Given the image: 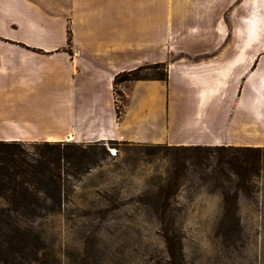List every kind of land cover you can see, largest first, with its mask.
I'll list each match as a JSON object with an SVG mask.
<instances>
[{"label":"crops","instance_id":"0c3cea01","mask_svg":"<svg viewBox=\"0 0 264 264\" xmlns=\"http://www.w3.org/2000/svg\"><path fill=\"white\" fill-rule=\"evenodd\" d=\"M70 134L264 148V0H0V141Z\"/></svg>","mask_w":264,"mask_h":264},{"label":"rangeland","instance_id":"374dc122","mask_svg":"<svg viewBox=\"0 0 264 264\" xmlns=\"http://www.w3.org/2000/svg\"><path fill=\"white\" fill-rule=\"evenodd\" d=\"M64 143L98 155L69 186L60 213L19 225L37 250L29 264H171L165 236L180 249L174 264H264V158L258 176L225 197L209 178L211 152Z\"/></svg>","mask_w":264,"mask_h":264},{"label":"trees","instance_id":"16d2710c","mask_svg":"<svg viewBox=\"0 0 264 264\" xmlns=\"http://www.w3.org/2000/svg\"><path fill=\"white\" fill-rule=\"evenodd\" d=\"M67 36V45H69ZM161 70L152 77L142 72ZM156 79L166 80L164 65L145 66L115 77L114 84ZM116 115L122 111V94L116 92ZM100 143H96L94 147ZM90 147L86 151L74 144L0 141V264H21L17 260L32 255L36 261V247L19 231L20 224H35L60 213L67 200L69 186L87 171L88 163L98 153ZM193 151L211 152L214 162L209 177L221 194L235 195L243 191L249 176H258L264 148L247 147H186ZM102 152L106 153L102 147ZM233 178V180H232ZM226 185V186H225ZM170 263L181 261L177 242L165 236Z\"/></svg>","mask_w":264,"mask_h":264},{"label":"bare ground","instance_id":"6f19581e","mask_svg":"<svg viewBox=\"0 0 264 264\" xmlns=\"http://www.w3.org/2000/svg\"><path fill=\"white\" fill-rule=\"evenodd\" d=\"M65 138H66V141H68V142L73 140L71 134L67 135Z\"/></svg>","mask_w":264,"mask_h":264},{"label":"built area","instance_id":"2783aa9c","mask_svg":"<svg viewBox=\"0 0 264 264\" xmlns=\"http://www.w3.org/2000/svg\"><path fill=\"white\" fill-rule=\"evenodd\" d=\"M117 105H120V102L117 100Z\"/></svg>","mask_w":264,"mask_h":264}]
</instances>
